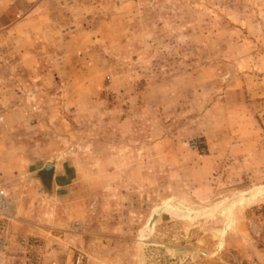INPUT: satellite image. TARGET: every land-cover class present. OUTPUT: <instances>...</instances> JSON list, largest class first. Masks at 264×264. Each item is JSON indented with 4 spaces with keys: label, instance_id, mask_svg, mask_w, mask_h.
I'll list each match as a JSON object with an SVG mask.
<instances>
[{
    "label": "rangeland",
    "instance_id": "374dc122",
    "mask_svg": "<svg viewBox=\"0 0 264 264\" xmlns=\"http://www.w3.org/2000/svg\"><path fill=\"white\" fill-rule=\"evenodd\" d=\"M0 187L40 264H264V0H0Z\"/></svg>",
    "mask_w": 264,
    "mask_h": 264
},
{
    "label": "built area",
    "instance_id": "2783aa9c",
    "mask_svg": "<svg viewBox=\"0 0 264 264\" xmlns=\"http://www.w3.org/2000/svg\"><path fill=\"white\" fill-rule=\"evenodd\" d=\"M189 146L190 148H195L197 144L192 141L189 143ZM10 201V195L0 187V254L7 259H12L11 262L7 264H40L42 258L40 252H34L32 250V246L39 247V243L23 236H14L10 231L9 221L11 219L9 215L5 213V208ZM11 242H15L24 250L22 252H12L8 250V244Z\"/></svg>",
    "mask_w": 264,
    "mask_h": 264
},
{
    "label": "crops",
    "instance_id": "0c3cea01",
    "mask_svg": "<svg viewBox=\"0 0 264 264\" xmlns=\"http://www.w3.org/2000/svg\"><path fill=\"white\" fill-rule=\"evenodd\" d=\"M60 175V172H58V176ZM63 177H64V174H63ZM59 178H61V176H59ZM62 180H63V183H64V185H65V182H66V180L64 179V178H61ZM54 187L55 188H62V187H64V186H56V185H54ZM256 189H258V190H260L261 188H256ZM258 190H256V191H258ZM244 192H247V191H244ZM243 192L242 191H240V197L241 198H239L238 200H236V201H232L233 203H236L237 202V204H239V203H243V202H245V201H248V200H250V199H253V198H250L248 195H243L242 194ZM245 196V197H244ZM227 206V205H226ZM25 208V205H24V203L22 204V203H20V202H18V200H12V201H10L8 204H7V206H6V208H5V213L7 214V215H13V214H17V213H19L20 215H24L23 214V209ZM27 208H29V206H27ZM214 210L216 211V208H214ZM214 211V212H215ZM162 212H164V213H167V211L165 210V211H162ZM162 212H160V213H162ZM159 213V214H160ZM212 213V212H211ZM210 213V214H211ZM209 215V214H208ZM158 217V216H157ZM150 219V218H149ZM161 221H163V220H156L155 219V221H154V223H153V225H152V228H151V230L152 229H154V226L155 225H158V223H161ZM229 221H230V219H229ZM16 225H19V224H16ZM25 227H27L28 228V226H24V225H21V226H18V228H20V229H22V230H25ZM28 231H26V233H27ZM0 264H3V262L0 260ZM4 264H6V263H4Z\"/></svg>",
    "mask_w": 264,
    "mask_h": 264
},
{
    "label": "bare ground",
    "instance_id": "6f19581e",
    "mask_svg": "<svg viewBox=\"0 0 264 264\" xmlns=\"http://www.w3.org/2000/svg\"><path fill=\"white\" fill-rule=\"evenodd\" d=\"M245 195H247V193H245ZM163 209L165 210V208L162 206V207H160L158 210H156L155 212H158V214H159L160 212L163 211ZM155 212H154V213H155ZM158 214H157V215H158ZM156 217H157V216H156ZM154 221H155V220H154ZM153 223H154V222H151V223H150V220H149V223H148V226H149L148 228H149V229L152 228ZM150 226H151V227H150Z\"/></svg>",
    "mask_w": 264,
    "mask_h": 264
},
{
    "label": "water",
    "instance_id": "95a60500",
    "mask_svg": "<svg viewBox=\"0 0 264 264\" xmlns=\"http://www.w3.org/2000/svg\"><path fill=\"white\" fill-rule=\"evenodd\" d=\"M158 212H155L152 214L151 218H150V223L151 222H154V220L156 219V216H157ZM149 227V226H148ZM151 227V226H150Z\"/></svg>",
    "mask_w": 264,
    "mask_h": 264
}]
</instances>
